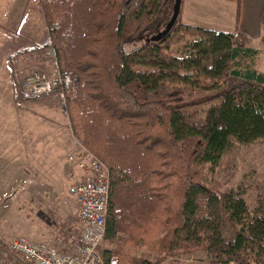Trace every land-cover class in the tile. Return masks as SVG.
<instances>
[{
    "label": "trees",
    "instance_id": "obj_1",
    "mask_svg": "<svg viewBox=\"0 0 264 264\" xmlns=\"http://www.w3.org/2000/svg\"><path fill=\"white\" fill-rule=\"evenodd\" d=\"M36 1L49 33L42 47H56L79 78L67 103L74 134L110 172L104 240L118 248L102 251L105 264H160L190 250L264 264V199L251 211L242 189L206 179L234 142L264 139V72L240 62L259 53L249 34L185 24L180 11L164 37L147 40L175 0ZM187 34L186 51L174 53ZM212 103L203 120L190 117ZM145 244L158 259L125 251Z\"/></svg>",
    "mask_w": 264,
    "mask_h": 264
},
{
    "label": "rangeland",
    "instance_id": "obj_2",
    "mask_svg": "<svg viewBox=\"0 0 264 264\" xmlns=\"http://www.w3.org/2000/svg\"><path fill=\"white\" fill-rule=\"evenodd\" d=\"M14 3L12 25H16L17 35H10V38L18 42L19 51L15 57L9 55L8 62L0 64V88L3 91L0 98L3 101H0V105L3 104L0 108V243L11 244L22 239L60 240L65 247L64 243L68 245L77 238L81 229L79 205L69 191L76 170L70 156L90 150L77 140L67 105L63 106L57 96L34 100L23 97V87L34 71L52 66L47 55L52 46L42 47L49 42L46 43L49 33L37 1ZM165 27L166 24H162L148 35L147 40L153 39ZM193 38L187 34L183 42L170 44V48L176 54H183L185 45ZM36 45L42 49L34 54L25 51ZM250 45L258 48L259 53L254 60L241 58V64L252 63L264 72V37L261 40L254 38ZM134 46L135 43L128 44V49ZM9 86L17 90L16 109L13 101L11 109L5 104L13 98L5 95ZM215 104L191 109L190 117L203 120L210 106ZM206 179L223 191L242 189L253 211L257 197L264 199V139L249 144L234 142L219 166L215 170L208 168ZM119 238L124 240L126 235L120 234ZM110 247L118 248L104 240L102 251ZM125 251L150 259H158L160 255L152 253L146 244L127 246ZM161 256L164 260L160 264H219L209 261L200 250Z\"/></svg>",
    "mask_w": 264,
    "mask_h": 264
},
{
    "label": "built area",
    "instance_id": "obj_3",
    "mask_svg": "<svg viewBox=\"0 0 264 264\" xmlns=\"http://www.w3.org/2000/svg\"><path fill=\"white\" fill-rule=\"evenodd\" d=\"M52 60L49 69H39L26 81L22 94L27 100L50 95L57 96L63 106L78 90L79 78L75 70L61 65L57 48L47 50ZM76 170L70 194L79 205L80 234L68 245L42 240H16L0 243V264H105L102 243L110 196V172L106 164L92 152L71 155ZM112 258L111 264H117Z\"/></svg>",
    "mask_w": 264,
    "mask_h": 264
},
{
    "label": "crops",
    "instance_id": "obj_4",
    "mask_svg": "<svg viewBox=\"0 0 264 264\" xmlns=\"http://www.w3.org/2000/svg\"><path fill=\"white\" fill-rule=\"evenodd\" d=\"M15 1L18 0H0V64L8 62L9 55L15 57L19 51L18 42L10 38V35H17L16 25H12L15 18L13 12ZM263 11L264 0H240V3L236 0H182L181 21L193 26L222 31L233 32L239 29L249 34L254 41V38L261 40L264 37ZM48 41L49 38L46 43ZM2 92L0 88V98ZM16 94V87L9 86L6 89L5 95L13 96L5 102L9 109L12 101L13 108L16 109L18 103Z\"/></svg>",
    "mask_w": 264,
    "mask_h": 264
},
{
    "label": "water",
    "instance_id": "obj_5",
    "mask_svg": "<svg viewBox=\"0 0 264 264\" xmlns=\"http://www.w3.org/2000/svg\"><path fill=\"white\" fill-rule=\"evenodd\" d=\"M181 4H182V0H175L174 6H173V14L170 20L167 22L165 29L161 31L159 34L155 35L153 37V40H158L164 37L171 30V28L174 26L179 16V13L181 11Z\"/></svg>",
    "mask_w": 264,
    "mask_h": 264
}]
</instances>
